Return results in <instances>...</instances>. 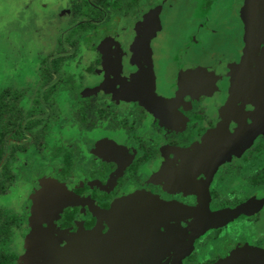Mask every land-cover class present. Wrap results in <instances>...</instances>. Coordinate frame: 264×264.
Masks as SVG:
<instances>
[{
	"label": "flooded vegetation",
	"instance_id": "1",
	"mask_svg": "<svg viewBox=\"0 0 264 264\" xmlns=\"http://www.w3.org/2000/svg\"><path fill=\"white\" fill-rule=\"evenodd\" d=\"M68 1L67 17L69 29L64 32V34L76 29L78 30L80 25H87L89 27L85 31H78L75 36V39L79 40L77 57L74 59V62L77 63L76 65H79V68L75 74H83V72H88V70L93 67V71L90 72L89 75L85 74L83 79L80 77L75 79L76 96L81 93V89L86 90V92H91L101 85L102 80L103 82L105 81L106 76H108L110 72L105 66L109 60V55L112 56L115 54L114 57L118 59L120 56L118 55L117 57V52H120L128 59V62L135 63V53H141L143 56L142 63H147L150 68L147 72L145 71L147 68L146 64L142 65L143 68H140V76L138 74V78L136 75L130 76V73L126 72L128 77H132L131 84H135L136 86L137 82H146L145 87H147V91L144 90V92L147 101L138 99L135 95L137 90L135 88L132 89L131 86L129 90L118 87L117 89L109 90L106 94L97 93L96 95H92V97H86L83 99L77 98L81 101L89 100L91 102H96L98 106L97 108L101 109L104 113H110V115L108 117H105L104 115H102L101 118L98 117V120L95 123V128L90 132H83L76 125L74 126L71 123L66 124H71L80 133L88 134L93 133L102 120H108L109 123L113 122L112 124L118 122L119 129H126L120 125V122L123 123L128 119L129 124V119L131 120L134 116H138L140 118L139 126L126 133L134 138L136 132L139 129H143L145 133L143 136H147L144 139L147 144H139L138 141L136 145L135 143H132L137 146L139 150L136 152L133 150L131 151V146L128 145L129 142L122 144L117 149L113 146L108 147L107 153L111 155L109 156L111 159L115 158L119 162L118 158L124 157V160L122 159L119 164L118 162H113V160L108 163L107 161H99V159L96 158L88 159L85 156H80L74 150L73 146L71 151L68 150L63 153L62 156L58 153L59 151H57L60 150V148H53V151L57 149L55 153H53V160L61 162L64 167L61 172H68L67 169L74 168V171L78 170L75 174L78 175L77 177L80 179V181H76V178L70 179L67 173V176H63L62 180L59 178L60 181L58 182H77L79 188L75 189V192L78 196H81V198H89L91 200L98 199L97 202L100 203V205L98 204L99 207L101 209L109 210L113 205L119 204V201L125 196L123 194L128 188L132 189L137 186L139 189L145 190V192L157 195V191H154L153 187L147 184L146 181L149 174L156 173L157 169H161L159 167V159L163 156H167V154L170 156L173 153L183 151L190 155V151H194V156L189 165V169H186L185 166H181L182 163H177L172 160L173 158L169 157L168 169L170 170L164 172L161 171V169L159 171L164 173L165 178L170 179L172 182H174L177 177L179 179L183 178V183L177 181V185L184 184L186 187L185 191L187 192L186 195L184 194L179 199L177 195L173 201H167L165 199L167 202H173L190 210V212L179 210L177 211V214L169 218V225L174 223L179 224L183 227L182 230L171 233L173 237L172 239L169 238L167 241L162 240L159 237L161 234H156L152 239H150V236L146 237L143 233L138 235L135 234L136 237L131 234L130 237H135L133 247L129 246L126 242H122L124 241L123 238L121 243L117 244L120 245L118 246L119 250L116 249L114 255L120 253V255L125 257L121 259L119 263L115 264H222L224 260L227 259V256L224 255L225 243H227V250L233 258V262L230 264H238L241 261H244V264H264V253L261 248L257 250V245H264V233H261L262 237L256 242V244L253 242L251 245L247 240L241 245L242 241L237 238H231L228 243L227 237L229 235L223 234V228H221L223 225L227 226L232 221L233 217H239L237 220H244L245 222L243 223H247L245 225H249L250 221L264 220V215H261V211L264 207V168H259L258 174L260 176L258 178L256 177L257 180L254 181V184L250 181L251 179L248 181V177H250L246 174V171L248 170L243 169V166L236 162L239 152H244L243 157L246 159L252 158L254 157V152L258 148L259 141L261 140L262 143L264 142V107L259 110L260 103L263 105L262 100L259 98V94H261L264 89V72L261 73V77L259 76L254 80V74L251 72L252 69L250 70L249 68V71L246 73L243 80H240V77H238L241 55L246 46V22L249 21L248 18L250 16L249 13H247L248 10L243 9L246 0H239L235 11L237 15L233 16V19L231 20H225L228 28L226 34L229 37L228 39L231 42H238L235 48L228 51L229 53L226 54V52H222V56L214 54L210 55L212 53L209 49V42H211L212 39L211 37L215 38L219 36L213 34L217 33L216 30L208 31L206 25L202 24V34L200 36H206V38L210 36L208 41L209 46H205L204 42L198 45L197 40L193 42V45H190L189 42H187L186 45L181 44V48L179 49L172 47L171 49L175 50H173L172 53L168 51L166 57L161 56L159 60L158 58L156 60L153 58L151 48L156 46L157 40L159 44L162 43L164 47L166 46L163 42L164 34L167 33L166 25H169V22H177L178 17L183 14V9L187 3H192L190 10L193 8V12H191L197 17H200V20L203 19L204 21L205 19H211L212 21H216L218 18L214 17V13L207 14L214 11L215 4L218 6L219 3L225 2V0H87L88 4H85V0ZM259 4V1H257L256 4L253 3V15L255 18L256 12L259 13L260 11ZM213 17L214 19H212ZM255 20L256 19H254V21ZM236 28L238 29L235 30ZM257 29L259 30L261 28ZM198 30L196 29L197 38ZM79 34L89 35L90 37L94 35L89 44L92 48H87V51H82ZM108 38L112 39L108 40ZM230 41H228V43ZM120 44L122 47H127L126 49L124 48V52L120 48ZM66 47L68 55L75 53V45L72 47L71 44H68ZM62 48V45L59 46L58 50L51 55L57 54ZM181 49H183V51L179 52ZM260 49H263L262 46L259 50ZM234 50L235 52L231 54ZM184 53H186L187 61L183 63L186 59L182 58ZM174 55H179V59L175 62L176 65L173 64V69L175 70V67L177 68L174 77H171V81L169 82V78L167 79L166 75L161 78V76H163L162 73H165V71H159V68H156L155 65L160 60H165V64H169V60L171 61L170 63H174ZM50 56H48V58ZM124 64L125 63L123 62V65ZM180 64L184 65L178 69ZM124 66L127 67L126 64ZM215 72L216 75L213 76ZM246 79L248 83H244ZM35 82H38V80ZM39 82H42L40 89V93L42 94L40 95L37 93V98L33 99V103L36 107L31 106L30 110H42L44 114L40 116L38 112V114L34 113V119H41V117L47 118V116H45L48 112L46 107L54 105L58 97L68 94L70 101L73 102V98H71L68 92L53 93L47 102L44 101L43 93L47 88L43 86V80L40 78ZM32 84L33 83L30 84L27 90ZM224 87H229L227 89L229 93H227L226 102L221 105L210 103L207 99L210 91L212 92L215 88L223 89ZM107 94H111V98L117 101L108 104V100L104 99ZM231 95L235 98H231ZM40 96L42 100L40 99ZM24 98V101L21 100V102H19V107H21L22 110H24L25 106L28 104V102H25V100L28 99L27 92L25 93ZM39 99L40 103L37 102ZM74 101L76 102L75 99ZM125 102L130 103L128 112L125 113L124 117H121L118 114V117L115 118L114 115L117 114V110L111 107V105H116L118 107ZM24 114H27L25 110ZM65 115H63V117ZM109 117L113 118L114 121H110ZM119 117L121 120L118 119ZM59 119L61 120V118ZM251 119H253L254 122L249 124L246 130L243 126L250 122ZM46 121H50V119H46ZM109 123L105 126V128L108 129L106 131L117 133L119 131L117 130L118 128L110 129L108 126ZM195 124L196 126H194ZM164 129H170L172 132L175 131L176 134L174 132L173 134H167V131ZM245 131L250 132V134H244ZM59 132H62V130ZM208 133L220 136L219 140L214 143L212 151L209 153L206 151L210 149H208L203 142V139H206ZM236 133H239L238 141L235 142V144L228 149L227 153L220 158L216 167L211 169L210 172H200L201 168L206 166L207 162L217 154L221 144ZM180 134H186L188 136L180 138ZM150 135H153L154 137H150ZM149 138H151V141L148 140ZM24 140H21L18 145L23 144L21 142ZM135 140L138 139L135 138ZM17 143V140H11V142L7 141L5 143V156L0 164V174L2 173L1 168L5 163L11 165V179L7 183L8 188L10 185L14 184L15 179L17 178V176L11 172L12 163L15 161V157H13L14 160L8 161V157L10 156L9 153L13 148L12 144L16 145ZM7 148L8 152H6ZM263 148L264 145H262L261 149ZM235 151L236 153H234ZM16 152L21 151L16 150ZM26 152H28V150ZM230 160H232V162H230ZM169 161L171 162L169 163ZM227 163H230L229 165H231V167L225 171V167L228 165ZM68 164H70V166ZM221 164L225 172L220 168ZM119 165L121 166L119 167ZM91 168H93L94 171H86V169ZM57 171L60 172V168ZM81 172H84L87 176L82 180L80 178ZM243 172H245V174H243ZM42 173L43 172H36L37 176L41 174V177L43 176ZM25 174L26 175L22 177V179H25L22 180L20 185L21 188H23L22 193L17 194V196L15 194L14 206L18 207L20 204L24 203V216L25 218H28H26V220H28L29 224L27 225V228L24 229L23 234H15L20 226L15 229L13 234L11 250L16 254L14 250V245L16 244L19 252V255L16 254L18 257L16 264H28L21 262L23 248L20 250L18 246L21 243L26 244L31 242L30 236L33 232L32 224H34V222L33 218L29 217L28 214L31 205H35L36 203V195L38 196L35 192H28V188L26 189L24 187L26 183H29L26 179H30L29 177L35 173L32 171L26 172ZM255 176L256 173L251 178H254ZM260 178H262L261 181ZM225 180L227 184L230 183L228 186L232 188L231 191L227 192L228 195H226L227 193H222V186H219V184ZM239 180L244 181L240 182ZM198 184L201 185L200 187H202V189L203 185L207 186V207L210 217L206 216L205 219L201 216H196V209L198 208V198L196 195ZM147 187H150V191L147 190ZM27 194L29 196L28 199L26 196ZM9 196L11 198L13 193L0 197L4 199V197ZM190 196L195 198L192 205L191 203L190 205L186 204ZM11 201L12 200H10V202ZM210 202H213L214 205L217 204V207H220L221 209H216L210 204ZM5 209L15 212V214L21 218L20 225L22 224L23 218L17 211L9 208ZM85 211L89 210L85 209ZM140 211L142 212L141 218L137 219L135 222L137 224H139L138 221L143 222H140L141 226L133 224L135 223L133 222L132 225H130V223L117 224L113 229L111 227L102 228L99 230L102 235L90 242L89 245L83 246V248L79 246L80 235H78L76 237L77 239H75V243H72V252L70 251L72 256L69 254V264H102L103 260L101 261V259L98 258L99 256H96L97 259L94 262V260H92V255L96 251H103V253H105L107 250L104 249V246L109 247L113 242H116L118 231L132 227V232L136 233L137 228L140 229L141 227L142 230L145 229V216L147 215V210L145 207L141 206L137 212L139 213ZM218 211H220V213L217 214L216 212ZM73 212L76 215L75 209ZM160 214L161 212L159 215ZM87 215L89 216V219L92 217L89 212ZM73 217H71V219ZM89 219L87 220V224H85V229L87 231L89 224L93 223V220ZM67 226L71 229L75 228L74 221H70V223H66L62 227L66 228ZM249 230L250 229H247L244 232L248 233ZM36 231H38L39 234L40 231ZM193 232H196V234L194 235ZM16 235L18 239H15ZM104 235L107 236L105 237ZM111 239L115 240L111 241ZM16 240L21 241V243L17 244ZM160 241H164L162 242L163 244H160ZM212 242H214V244L215 242L222 244L219 254L214 255L211 250V254H206L207 256L202 259L203 261L195 262L197 259L194 256L197 252L199 251L202 254L203 249H206L208 244ZM110 249L113 248L110 247ZM95 255H98L97 252ZM209 257H212V259H208ZM137 258H140L139 261L136 260Z\"/></svg>",
	"mask_w": 264,
	"mask_h": 264
},
{
	"label": "rangeland",
	"instance_id": "2",
	"mask_svg": "<svg viewBox=\"0 0 264 264\" xmlns=\"http://www.w3.org/2000/svg\"><path fill=\"white\" fill-rule=\"evenodd\" d=\"M238 1L239 0H225V2L219 3L218 6L216 4L214 5V11L209 12L207 15L214 13V17L218 18L216 20L217 23L215 20L212 21L211 19H205L204 21L203 19L200 20V17H197L194 13H192L193 8L190 10L192 3H187L183 9V14L178 17L177 22H169V25H166L167 33H165L163 37V42L166 46L164 47L162 43L159 44L157 40L156 46L151 48L153 58H155V60L158 58L159 60L161 56L166 57L168 51L172 53V51L175 50L171 49L172 47L179 49L181 48V44L186 45L187 42H189L190 45H193L195 40H197L198 45L202 42L205 43V46H209L210 44L209 49L212 51L210 55L214 54L222 56V52H226V54L229 53L228 51L235 48L238 42H231L228 39L229 37L226 35L228 28L226 26L225 20H231L233 19V16L237 15L235 11ZM68 2V0H0V93L6 89H11L12 91L24 90L27 89L31 83H33L27 91L28 99H26L25 102H28V104L26 105L27 107L25 106L24 108L25 112H28V110L31 109V106L36 107V105L33 103V99L37 98V93H39L41 89L42 82H39V73L40 70L44 68L42 60L47 59L48 56L58 50L61 44H65L66 39L64 37L63 40V35L64 32L69 29L67 17ZM214 17L212 19H214ZM202 24L206 25L208 31L216 30L218 35L217 33L213 34L219 37H211V42L208 44L210 36L208 38H206V36H200L202 34ZM238 28L240 30L239 25ZM196 29L198 30V38ZM79 36L82 51H87V48H92L89 46V44L94 35L90 37L89 35L79 34ZM66 37H68V35ZM110 39L112 38H108V40ZM228 41L230 42L228 43ZM120 48L124 52L127 47H122L120 44ZM180 51L182 52L183 49L179 50V52ZM234 52L235 50L231 52V54ZM185 54L186 53L183 54V57L181 55V57L186 58L187 56ZM114 55L115 54L108 56L109 60L105 66L110 70V72L106 78L104 77L105 81L103 82L102 80L101 85L91 92H86L84 89H81V91L79 90L81 93H79L78 98L83 99L86 97H92V95H96L97 93L106 94L109 90L117 89L118 87L129 90L131 86L132 89L135 88L137 90L135 95L138 99L147 101L145 96L146 94L144 92V90L147 91V87H145L146 82H137V85L135 86V84H131L132 77H130L136 75L138 78L140 68H143L142 65L146 64L147 68L145 71L147 72L150 68L147 63H142L143 56L141 53H135V63L128 62V59L125 58L120 52H117V57L119 55L120 58L118 57L117 59L114 57ZM174 56V63H170L171 61L169 60V64H165V60H160L156 65L154 64L156 68H159V71H165V73H162L163 76H161V78L166 75L167 79L169 78V82L171 81V77H174L177 68L175 67L174 70L173 64L176 65L175 62H177V59H179V55H176L175 57ZM186 61L187 58L183 61V63ZM123 62L128 68L124 66L125 64L123 65ZM183 65L184 64H180L178 69H180ZM126 72L130 73L129 77ZM215 75L216 72L213 74V76ZM36 80H38V82H35ZM216 88L212 92L210 91L207 99L210 103L221 105L227 100V93H229L227 89L229 87H224L223 89ZM68 96L69 95L66 94L64 96L58 97L54 105L47 106L46 108L48 109V112L45 115L47 118L42 117V122H45L46 119L54 120L55 118H62L63 115L67 114L71 105L75 103L74 100L71 102ZM111 97V94H107V96L104 98L108 100V104L117 101ZM231 98L234 99L235 97L231 95ZM129 104V102H125L118 107L116 105H111V107L117 110V114H119L121 117H124L125 113H127L129 110ZM118 119L121 120L120 117ZM109 120L112 121L113 118L109 117ZM108 123V120H102L93 133L88 134L80 133L71 124H66L62 129V132L55 130V132L52 134V137L47 141L49 142V148L42 149L41 151L35 147L34 140H32V136L30 134H27V139L21 142H28L29 148L28 152L25 154L16 152L13 156L15 157V161L12 163L11 172L17 176L14 184L9 186V194L13 193V196L11 198L10 196L4 197V199L0 197V206L17 211L18 214L23 218L20 228H18L15 232L17 235L23 234L24 229L27 228V225L29 224L28 220H26L27 217L25 218L24 216L25 205L22 203L18 207L14 206V197L15 194L17 196V194L22 193L23 188H21L20 185L22 180L25 179H22V177L26 175L25 173L32 171L35 173L29 177L30 179H26L29 181V183H26L24 186L26 189L28 188V192H35L38 194V196L36 195V203L35 205H31V209L29 208L28 214L29 217L33 218L34 222V224H32L33 232L30 236L31 242L26 244L23 243V245L21 241L16 240L17 244L21 243L18 246L19 249L21 250L23 248L21 262L28 264H69V254L73 248L72 243H75V239H77L76 237L78 235H80L79 246L83 248V246L89 245L90 242L102 235L99 231L100 229L105 227H111L113 229L117 224L130 223L131 225L137 219H140L142 212L140 211L138 213L137 211L139 207L143 205L141 200L149 196H155V198L161 202L165 199L167 201H173L177 195L178 199L184 194L186 195L187 192L185 191L186 187L184 184L177 185V181H179V183L180 181L183 183V178L179 179L177 177L175 178V181L172 182L170 179L165 178L164 173L159 171L161 169V171L164 172L166 170H170L168 169V160L170 158H173L172 160L176 161L177 163H182L181 166H185L186 169H189V165L191 164V160L194 156V151H190V155L183 151L179 153H173L170 156L167 154V156H163L161 159H159V167L161 169H157L156 173L149 174L146 181L147 184L153 187L154 191H157V195L145 192V190H141L134 185L135 188H128L126 190L128 193L125 192L123 194L125 196L121 198L119 204L113 205V207L109 210L101 209L99 207L100 203L97 202L98 199L91 200L88 198V201L91 203V205L85 203L82 204V202L79 201L81 196H78L75 192V189L79 188V184H77V182H58L60 181L59 178L62 180V177H66L67 173L70 179L76 178V181H80V179H78V175L75 174V172L78 170L74 171V168L67 169L68 172H61L64 167L62 166L61 162L53 160V153H55L57 150L56 149L53 151V148H60V150L57 151H59L58 153H60L62 156L63 153L67 152L68 150L71 151L73 146L74 150L80 156H85L88 159L96 158L99 159V161H107L110 163L112 160L113 162L118 161L115 158L111 159V157H109L111 155L107 153L108 147L113 146L115 149H117L122 144L129 142L128 145L131 146V151L133 150L136 152L139 151L137 146H135L137 141L139 144H147L144 140L147 136H143L145 134L143 129H139L133 138L132 136L128 135V133H126L129 132L126 129L118 128L117 130L119 131L117 133L106 131L108 129H106L105 126ZM194 126H196V124ZM40 127L41 125L35 128L34 131L38 130ZM164 130L167 131V134H173V132L176 134L175 131L172 132L170 129ZM184 136L188 135H179L180 138ZM150 137L154 136L150 135ZM219 137L220 136L214 135L212 133H208V135H206V139H203V142L204 145L210 149H206V152L209 153L212 151L213 145L219 140ZM135 138L138 140H135ZM148 140L151 141V138ZM132 143H135V145ZM258 144V148L254 152V157L246 159L243 157L244 152H239L236 158V162H238L239 165H242L243 169L248 170L246 171L247 176H250L248 177V181L251 179L250 181H252L254 184V181L257 180L256 177L258 178L260 176L258 174L259 168H264V148L261 149L262 145H264V142L262 143L260 140ZM6 152H8V148ZM234 153H236V151ZM122 159L124 160V157L118 158L120 163ZM8 161H10L9 157ZM171 161H169V163ZM230 162H232V160H230ZM227 164L228 165L225 167V171L231 167V165H229L230 163ZM120 166L121 165H119V167ZM59 168L60 172L57 171ZM220 168H222V164ZM86 171L91 172L94 171V169H86ZM222 171L225 172L223 168ZM36 172H43V176L41 177V174L37 176ZM255 173L256 176L251 178ZM243 174H245V172H243ZM85 177H87L86 174L81 172V180ZM262 178H260V181ZM239 181L241 182L244 180ZM229 184L230 183H226V180L219 184V186H222V193H227L228 191L232 190V188L228 186ZM147 190L150 191V187H147ZM226 195H228V193ZM26 196L28 199V194ZM84 199L87 200V198ZM10 200L12 201L10 202ZM194 201L195 198L190 196L186 204L190 205L191 203L192 205ZM210 204H212V206H214L216 209H221L220 207H217V204L214 205L213 202H210ZM73 208L75 209L76 215L73 212ZM85 209H88L89 211H85ZM88 212L92 216L90 219L87 215ZM216 213L218 214L220 211ZM261 215H264V207L261 211ZM71 217L73 218L71 219ZM238 218L239 217H233L232 221L227 226H221V228H223V234L229 235L227 237V242L229 243L231 238H237L238 240L242 241L241 245L247 240L249 244H253V242L256 244V242L262 237L261 233H264V220L250 221L249 225H245L247 223H243L245 221L242 219L237 220ZM88 219H92L93 223L89 224L87 231L85 229V224H87ZM70 221H74L75 228L71 229L69 226L66 228L62 227L66 223H70ZM247 229H250L249 232H244ZM36 230L40 231L39 234ZM17 235L15 239H18ZM104 236L106 237L107 235ZM220 247H222L221 243L215 242L214 244V242H212L208 244L206 249H203L202 254L197 250L198 252L194 256L197 259L196 260L194 258L196 260L195 262L203 261L202 259L207 256L206 254H211V250L213 251L214 255L219 254L221 251ZM260 248L264 253V245H257V250ZM224 249V255L227 256V259L224 260L222 264H230L233 262V258L230 252L227 250V243H225ZM14 250L16 254L19 255L16 244L14 245ZM70 255L72 256V254ZM208 259H212V257H209ZM238 264H244V261H241Z\"/></svg>",
	"mask_w": 264,
	"mask_h": 264
},
{
	"label": "trees",
	"instance_id": "3",
	"mask_svg": "<svg viewBox=\"0 0 264 264\" xmlns=\"http://www.w3.org/2000/svg\"><path fill=\"white\" fill-rule=\"evenodd\" d=\"M84 2L88 4L87 0ZM88 28L87 25H80L78 30L76 29L64 34L63 40L65 37V43L67 44H61L63 48L57 54H53L48 59L42 60L44 68L40 70L39 76L43 80V86L47 88L43 93V100L47 102L53 93L62 92H68L71 98L76 100L68 114L61 118V120L56 118L55 120L42 122L41 119H34V113L38 112L40 116L44 114L42 110H29L27 114H24V110L19 107V102L21 100L24 101L27 89L20 91L6 89L0 93V164L5 156V143L7 141L17 140L18 142L16 145L12 144L13 148L9 153V158L12 161L14 160L13 155L16 150L22 153L28 150V143L18 145L21 140L27 139V133L32 136L35 147L41 151L42 149L49 148V142L47 141L52 137L54 130H62L66 123L76 125L83 132H90L95 128L98 117L101 118L102 115L108 117L110 115V113H104L101 109L97 108V103L94 101L78 100L79 98L75 93V79L77 77L83 79L85 74L89 75L93 71L92 67L88 72L85 71L80 75L75 74L79 68V65H76L77 63L74 62V59L77 57L79 41L75 39V36L78 31H85ZM67 35L68 37H66ZM68 44H71L72 47L75 45V53L72 55H68V51L66 50ZM39 94L41 95L42 93L39 92ZM40 99L42 100L41 96ZM40 99L37 100L38 103H40ZM114 117L117 118L118 114L114 115ZM139 119L138 116H134L131 120L129 119V124L128 119H126L123 123L120 122V125L128 131H132L139 126ZM112 123L108 125L110 129L118 128V122ZM39 125L41 127L34 131ZM68 165L70 166V164ZM10 166V164L5 163L1 168L0 196H7L9 194L7 183L11 179ZM20 223L21 218L15 212L0 206V264H16L18 260L16 254L11 250V243L14 231L20 226Z\"/></svg>",
	"mask_w": 264,
	"mask_h": 264
},
{
	"label": "water",
	"instance_id": "4",
	"mask_svg": "<svg viewBox=\"0 0 264 264\" xmlns=\"http://www.w3.org/2000/svg\"><path fill=\"white\" fill-rule=\"evenodd\" d=\"M259 1L260 2V11L259 13L256 12V18L253 15V3L256 4V2ZM248 3V4H247ZM263 3V4H261ZM262 6V7H261ZM244 10H248L247 13H249V21L246 22V31L247 34H245V48L243 50V53L241 55V60L239 63V71H238V77H240V80H243V78H245L246 73H248V69L250 68L251 72H253V79L255 80V78L257 79V77H259L261 75V73L264 72V0H246L245 4L243 6ZM247 8V9H246ZM242 9V12H243ZM254 19H256L254 21ZM257 28H261V29H257ZM248 29V30H247ZM263 49H260L259 48ZM264 76V75H263ZM261 77V76H260ZM264 78V77H263ZM248 79V78H247ZM244 82V83H248V81ZM253 80V81H254ZM259 98L262 100L263 105L260 103V107L259 110L264 107V89L263 92L261 94H259ZM262 105V106H261ZM252 122H254L253 119L250 120V122L246 123L243 128H245L247 130V127L249 126V124H251ZM242 132V131H240ZM244 134H250V132L245 131ZM239 133H236L232 136H230L227 140H225V142H223L221 144V147L219 148L217 154H215L206 164V166H204L203 168H201L200 172H210L211 169H214L216 167V165L218 164L220 158L227 153L228 149L231 148L235 142L238 141L239 139ZM202 176V174H201ZM201 185L198 184V189L196 192L197 198H198V208L196 209L197 213L196 216H201L203 219H205V217H210L209 215V211H208V192H207V186L203 185V189L202 187H200ZM149 196V195H148ZM79 201L85 204H89L91 205V203H89L88 199H84V198H80ZM142 202V207H145V209L147 210V215L145 216V229H138L136 233L132 232V227H130L129 229H122L120 231L117 232V237H116V242H113L112 245L108 246H104L105 250H107L105 253H103V251H96L98 255H95V253L92 255V260L97 259L96 256L101 259V261L103 260L102 264H115V263H119L121 261V259H123L125 256L116 254L114 255V251L119 250L121 241L124 238V241L122 242H126L129 246L133 247V242H135V237L136 235L143 233V235L150 236V239L154 238L156 236V234H161V236H159L162 240L167 241L169 238L172 239L173 235L171 233L175 232H179L180 230H182V226L179 224H170L169 225V218H171L172 216H174L175 214H177V211H188L190 212V210L188 208H184L179 206L178 204H175L173 202H167V201H159L158 199L155 198V196H149L143 200H141ZM160 205V206H158ZM161 212V214L159 215V213ZM160 216V217H158ZM192 218V217H190ZM139 224H137L136 222L133 224H137L140 225L141 221H138ZM141 222V223H140ZM178 223V222H176ZM132 225V224H131ZM141 226V225H140ZM136 228V227H135ZM194 233V232H193ZM133 234L135 235V237L130 235ZM196 234V232L194 233V235ZM115 239H111V241H114ZM164 242V241H160V244ZM101 244V243H100ZM163 244V243H162ZM113 248V249H110ZM131 247V249H132ZM109 250H108V249ZM115 249V250H114ZM127 256V255H126ZM146 256V254H145ZM130 257V255H129ZM131 259V258H130ZM129 259V260H130ZM140 258H137L136 260L139 261ZM93 262V263H94ZM130 263V262H129ZM100 264V263H99Z\"/></svg>",
	"mask_w": 264,
	"mask_h": 264
}]
</instances>
